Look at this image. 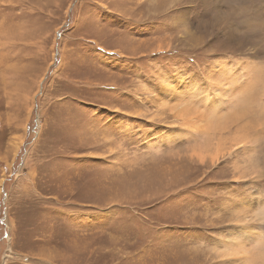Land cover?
<instances>
[{
  "label": "rangeland",
  "instance_id": "rangeland-1",
  "mask_svg": "<svg viewBox=\"0 0 264 264\" xmlns=\"http://www.w3.org/2000/svg\"><path fill=\"white\" fill-rule=\"evenodd\" d=\"M263 246L264 0H0V264Z\"/></svg>",
  "mask_w": 264,
  "mask_h": 264
},
{
  "label": "bare ground",
  "instance_id": "bare-ground-1",
  "mask_svg": "<svg viewBox=\"0 0 264 264\" xmlns=\"http://www.w3.org/2000/svg\"><path fill=\"white\" fill-rule=\"evenodd\" d=\"M175 85L174 86H176L177 84H178V82L177 83H174ZM178 86V85H177ZM261 236H263V235H261ZM260 240V239H259ZM256 242H258L257 240H256ZM260 242V241H259ZM261 244V243H260ZM257 245V244H256ZM264 247V246H263ZM259 249H260V251H261V248L259 247ZM262 250H263V248H262ZM264 251V250H263ZM262 253H264V252H262ZM262 253H260L261 255H262ZM256 254V253H255ZM257 255V254H256ZM253 256V255H252ZM251 257V256H250ZM257 257V256H256ZM255 257V258H256ZM245 258V257H244ZM243 258V259H244ZM250 259V258H249ZM254 259V258H253ZM260 259V258H259ZM244 260H246V258L244 259ZM246 261H248V260H246ZM256 262V261H255ZM247 264H250V263H247ZM252 264H254V263H252ZM256 264V263H255Z\"/></svg>",
  "mask_w": 264,
  "mask_h": 264
}]
</instances>
